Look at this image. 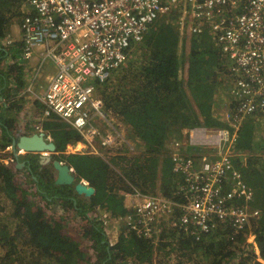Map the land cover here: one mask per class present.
Masks as SVG:
<instances>
[{"label": "built area", "instance_id": "built-area-1", "mask_svg": "<svg viewBox=\"0 0 264 264\" xmlns=\"http://www.w3.org/2000/svg\"><path fill=\"white\" fill-rule=\"evenodd\" d=\"M25 1L29 12L19 23L21 60L27 63L36 50L41 51L24 92L41 104L42 120L54 116L80 134L75 145H65L66 154L90 153L104 159L114 146L130 147L108 121L100 87L124 65L130 46L141 42L159 15L179 9L180 27L187 17L189 32L200 34L207 29L219 59L229 62L233 106L227 123L233 135L226 128L211 129L210 133L204 127L185 130L187 145L209 149L202 153L189 154L180 141H173L169 159L179 200L159 191L142 193L112 164L108 167L113 181L106 184L124 181V195L131 208L122 220L131 233L146 242L157 243L165 227L178 229L191 240H199L208 231L236 235L258 217L259 210L251 203L253 190L233 158L243 120L257 114L264 117V0ZM8 35L5 44L12 42ZM46 61L55 64L56 71L41 85ZM246 240L256 248L253 234Z\"/></svg>", "mask_w": 264, "mask_h": 264}, {"label": "trees", "instance_id": "trees-1", "mask_svg": "<svg viewBox=\"0 0 264 264\" xmlns=\"http://www.w3.org/2000/svg\"><path fill=\"white\" fill-rule=\"evenodd\" d=\"M21 6L28 8L25 0H0V64L6 60L0 68L1 149L10 146L12 139L17 138L13 132L14 115L23 106L21 99L29 95L24 92L20 98L15 99V95L25 87L23 65L19 61L22 41L11 42L9 45L2 42L9 32L13 16L27 13L21 11ZM200 34L204 35L203 32ZM207 35V44L211 43L212 47L214 42ZM198 46L193 39L190 58L202 54L198 51ZM134 48L135 46H130L129 49ZM181 64V59L174 54L167 56L152 52L148 57L138 55L133 59L129 58L127 65L117 75L101 85L99 93L103 110L129 128L136 138V153L127 154L117 147L106 153L104 159L90 153L66 154L65 145H75L81 140L80 134L54 116L41 121L35 118L45 137L55 145L56 154L53 155L72 168L77 180H84L93 186L95 194L90 198V206L85 201H72V188L55 185L49 171L40 170L32 154L24 156L27 165L19 169L15 167V163L0 161V234L4 232L0 236L1 248L4 249L0 254V264L152 263L148 258L134 257L131 262L128 261L129 258L121 248H116L120 243L116 246L109 245L98 221L92 219L87 210L96 202L102 203L104 200L107 203H120L112 190H115L113 187L122 185L123 180L117 181L115 186L108 185L110 193L103 190L111 174L109 164L115 166L142 193L157 189L167 198L180 199L171 172V143L167 147V140L172 132L171 123L175 121L172 116L178 113L180 117L186 116V106L190 112L186 122L188 128L200 126L199 124L225 127L233 135V128L228 123L221 122L213 113L215 82L198 76L183 82L179 74ZM38 103L36 100L34 117L42 114V106ZM181 109L184 111L180 112ZM255 116L257 115L243 120L235 137L234 149L246 154L245 162L243 164L240 161L241 156L234 157L233 162L253 190L251 203L259 210L258 217L252 219L236 235L208 231L202 233L199 240H191L193 238L184 237L178 229L165 227L158 239L159 250L173 246L176 251L168 254L173 256L161 257L159 253L155 264H264V154L258 153L264 151V122L246 121ZM21 175L26 178L25 181L20 179ZM25 183L27 186H24ZM123 196L125 197L124 193ZM58 202L62 206L68 203L69 212L77 216V222L51 214L48 205ZM123 229L131 236V246L138 249L145 246V240L137 238L128 229ZM249 233L254 235L263 262L257 259L253 244L246 240ZM90 251L93 253L90 254Z\"/></svg>", "mask_w": 264, "mask_h": 264}, {"label": "rangeland", "instance_id": "rangeland-1", "mask_svg": "<svg viewBox=\"0 0 264 264\" xmlns=\"http://www.w3.org/2000/svg\"><path fill=\"white\" fill-rule=\"evenodd\" d=\"M21 11L28 12L29 7L25 8L24 6H21ZM24 14H22L21 16L20 15L13 16V18L11 19L12 24L7 34H9L8 36L13 43L22 41L21 33L19 31V23ZM158 17L159 18H157L156 21L153 22L151 26H149L141 42L133 45V47L135 46L134 49L132 50L129 49L126 62L124 63L122 67H125L127 65V61L129 58L133 59L135 56H138V55H145V57H148L152 52H154V54H164L167 56L171 54L176 55L182 61L179 74H180V78L183 79L182 80L183 82L187 80H193L197 76L205 78V80H213L215 82L216 87H215V93H214V98H213V113L214 115L218 117V119L221 122L227 123L228 122L227 113L232 109V106H233V98L230 92L231 87H232V76L230 75V72L228 71L229 62L221 61L218 57V53L215 47L212 46L213 47L212 48L211 43L207 44L209 41V36L207 35L208 34L207 29L203 31L204 35L193 34L191 33V31L189 32V29H188L189 22H188L187 17H185L184 19L183 27H180V24L178 22L180 18L182 17V12H180L179 9L170 14H166L164 18H162L163 14L159 15ZM152 34H154V36H151ZM193 39L196 41L197 44H199L197 49L198 51H201L202 54L194 58H190L189 56H190V51H191V43ZM2 42L4 43V39L2 40ZM147 44L149 47H147ZM19 61L23 65V68H22L23 79H24V82L26 80V84H27V79H29L31 74L33 73L34 67L37 62L35 64L28 65V63H25L22 60H19ZM215 61H217V63L219 62V64L215 63ZM5 62L6 60L1 62L0 68L3 66ZM10 62H12L11 59H10ZM31 65H32L31 67L32 70H29ZM122 67L113 71L109 79L107 80V82L110 81L115 75H117L120 72ZM41 73L42 72H40L39 74ZM40 92L41 90L36 89L37 94H40ZM23 93H24V90L18 95L16 94L15 99L20 98L19 96ZM21 100L23 102V106L17 112V114L14 115L15 123L13 125V132L17 137L22 134L41 131L40 125L36 121L42 120L41 119L42 114L40 113L37 117H34L33 115V113L35 112L34 110L35 101L37 99L32 95H28V97H25ZM38 105L40 104L38 103ZM188 108H189L188 106L185 107L186 116L180 117L181 115H179V113L172 116L174 117L175 121L171 123L172 132H171V136H169L167 140V147L170 143L172 144L173 141L178 140L182 143L183 150L189 154L193 152L202 153V152L209 151V149L205 146H200L199 148L194 149L191 147H187L186 145V140H188L189 134L185 135L184 134L185 130L189 131L194 128L204 127L206 128L207 132L210 133L211 129H217L216 127H207L202 124H199L200 126H197V127L188 128V124H186L187 119H189V116H190V112L188 111ZM182 111L184 110L181 109L180 112ZM107 117H108L107 118L108 121L114 127L118 128L121 131L128 145L130 146L129 148L126 146H123V149L119 147L121 151L127 154L138 152L137 151L138 149L136 147L135 140H134L136 138L132 136L129 128L122 121H119L116 117L112 115H108ZM35 118L37 119L36 121H35ZM246 121L248 123L251 121L264 122V117L257 114V116L251 117L250 120L247 119ZM34 125H36L37 127L35 126L34 128L33 127ZM219 128H225V127H219ZM171 144H170L169 149L171 148ZM117 147L118 146H114L113 149H116ZM11 153H12L11 146H8L5 149L0 148V161L3 163H15L16 164L17 157L13 155L12 153V156L14 157L12 160L13 162H12L10 160ZM258 153L264 154V151H260ZM26 155L27 154L25 153H21L19 155V159L24 158V156ZM32 155L35 156L37 160V164H38V157L40 154L37 153V154H32ZM245 155L246 154L244 153L236 151V157L241 156L240 161H242L243 164L246 159ZM52 156L56 158L54 155ZM45 169L50 171L53 175H55L56 173L55 170L50 165ZM20 179L22 181H25L26 178H24L23 175H21ZM107 181H113L112 177H109ZM105 185L106 186L105 188H103V190L105 192L107 191L108 193H110L109 191L111 190H109L110 188H108L109 184H105ZM24 186H27V183H25ZM113 186H115V184ZM113 189H115L112 191L115 192V196L117 197L116 200H120V203L118 202L116 203L115 201L111 203H107L106 200L102 201V203L96 202V203H99V206H101L99 207V211L101 213V218L103 219V223L105 225V229L103 227L102 231L105 233L106 239L109 240L115 246L116 244L120 243L119 246H116V248L120 247L121 250L125 253V256L129 258L128 261L130 262H131V259L134 257L141 258V259L148 258L150 259V261L152 260V263L150 262L151 264H155V260L157 259L156 257L159 253L161 257L173 256V255H168L176 251L174 250L173 246H171L170 249L159 250L160 246L158 242L156 243V241L154 242L147 241L145 246L140 249L135 248L134 246H131V243H130L131 236L127 235V233L124 232L123 228L125 227V224H124V221L122 220L123 214L126 211H128L129 208H131L129 198L127 196L126 197L123 196V193H125L126 191L123 185L119 184L118 186L113 187ZM155 192H158V190L156 189ZM76 197L82 199V197H79V196H76ZM47 208H49V211L51 212V214L55 213V215L57 214L61 217L64 216L66 217L67 221L77 222L78 220L77 216L69 212L70 208L68 206V203H66L65 206L60 205L59 202L51 203L50 205H48ZM91 211H94V209L93 208L90 209L89 214L92 213ZM95 220L98 221L99 218H96ZM3 235H4V232L0 234V236H3ZM253 248H254V244H253ZM134 249H138V251ZM3 250L4 249L1 248V242H0V254L2 253ZM254 250L257 255V259L263 262V260L259 256L257 245H256V248H254Z\"/></svg>", "mask_w": 264, "mask_h": 264}, {"label": "water", "instance_id": "water-1", "mask_svg": "<svg viewBox=\"0 0 264 264\" xmlns=\"http://www.w3.org/2000/svg\"><path fill=\"white\" fill-rule=\"evenodd\" d=\"M11 150L13 155L18 156L21 151L25 154H37L39 153L38 163L39 169H45L49 165L55 170L53 175V183L55 185L70 186L73 193L83 199H88L95 194V188L88 185L81 180H77L75 175L70 170L69 166L54 158L52 155L55 153L54 143L45 137L44 132L37 131L30 134H22L17 138H13L11 142ZM15 164L16 168L27 165V160H18Z\"/></svg>", "mask_w": 264, "mask_h": 264}, {"label": "crops", "instance_id": "crops-1", "mask_svg": "<svg viewBox=\"0 0 264 264\" xmlns=\"http://www.w3.org/2000/svg\"><path fill=\"white\" fill-rule=\"evenodd\" d=\"M165 17V15H163V17L162 18H164ZM159 18V17H158ZM156 21V20H155ZM154 21V22H155ZM153 24V23H152ZM151 24V25H152ZM150 25V26H151ZM148 30V29H147ZM147 32V31H146ZM40 50L38 51V50H36L35 51V53L33 54V57L27 62L28 63V65L29 64H35L38 60H39V58H40V54H38L40 51H41V48H39ZM31 67H32V65L30 66V68H29V70H32L31 69ZM56 71V66H55V64H53L52 62H50V61H46L45 62V64H44V67H43V73H42V75H41V77H40V80H39V84H41V85H44V83H45V81H46V76H49V75H51V74H53L54 72ZM25 85H26V80H25ZM20 155V154H19ZM19 155L18 156H16L17 158H19ZM11 156H12V153H11ZM23 159V158H22ZM22 159H19V160H22ZM124 228H126V227H124ZM127 229V228H126ZM134 250H137L138 251V249H134Z\"/></svg>", "mask_w": 264, "mask_h": 264}, {"label": "flooded vegetation", "instance_id": "flooded-vegetation-1", "mask_svg": "<svg viewBox=\"0 0 264 264\" xmlns=\"http://www.w3.org/2000/svg\"><path fill=\"white\" fill-rule=\"evenodd\" d=\"M34 156V155H33ZM38 165H39V163H38ZM49 175H50V177L53 179V177H52V173L49 171ZM76 177V176H75ZM77 195H75L74 193H73V190H72V194H71V199H72V201H77V202H80V203H83V201H85L89 206H90V199L88 198V199H81V198H78V197H76ZM91 198V197H90ZM96 207H97V209H96ZM99 207H101V206H99V203H95V204H93V209H94V211H91L92 213L90 214V217L92 218V219H96V218H99V220H98V225H99V228L101 229V231H102V228L104 227V229H105V225H104V223H103V219L101 218V213H100V211H99ZM92 208H90V209H92ZM90 209H88L87 210V213H89V211H90ZM98 210V211H97ZM96 221V220H95ZM103 232V231H102ZM104 233V232H103ZM105 234V233H104ZM105 236V235H104ZM106 239V238H105ZM107 240V239H106ZM108 241V243H109V245H114V244H112L109 240H107ZM93 252L92 251H90V254H92Z\"/></svg>", "mask_w": 264, "mask_h": 264}]
</instances>
